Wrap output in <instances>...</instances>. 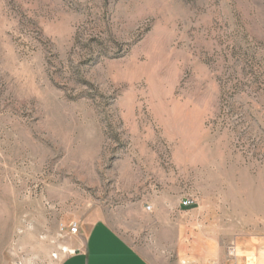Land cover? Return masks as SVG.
<instances>
[{"label":"rangeland","instance_id":"374dc122","mask_svg":"<svg viewBox=\"0 0 264 264\" xmlns=\"http://www.w3.org/2000/svg\"><path fill=\"white\" fill-rule=\"evenodd\" d=\"M96 220L264 264V0H0V264Z\"/></svg>","mask_w":264,"mask_h":264},{"label":"crops","instance_id":"0c3cea01","mask_svg":"<svg viewBox=\"0 0 264 264\" xmlns=\"http://www.w3.org/2000/svg\"><path fill=\"white\" fill-rule=\"evenodd\" d=\"M194 205L183 206L181 203L179 210L189 211ZM122 229L107 221L96 220L85 233L72 235L70 250L59 264H211L208 252L199 258L196 249L190 247L193 238L187 237L186 229L189 227L183 221L176 223L175 232L178 234L174 238L168 237L166 227H162L160 231L163 235L153 236V240L152 236L146 235L135 241ZM198 240L197 243L202 244L213 242L208 237ZM163 243L175 244L170 249L171 253H166L159 246Z\"/></svg>","mask_w":264,"mask_h":264},{"label":"built area","instance_id":"2783aa9c","mask_svg":"<svg viewBox=\"0 0 264 264\" xmlns=\"http://www.w3.org/2000/svg\"><path fill=\"white\" fill-rule=\"evenodd\" d=\"M194 203H195V201L193 199H190V198H187V199L182 201V205L183 206H191ZM146 208L148 210H151L152 207L151 206H147ZM68 228H69L68 233L70 235H76V234L79 233V224H78L77 221L71 222Z\"/></svg>","mask_w":264,"mask_h":264}]
</instances>
